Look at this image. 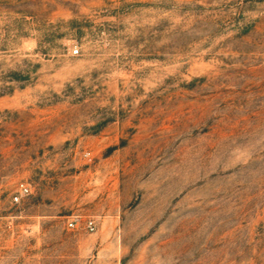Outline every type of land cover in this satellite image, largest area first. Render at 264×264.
Masks as SVG:
<instances>
[{"label":"rangeland","instance_id":"1","mask_svg":"<svg viewBox=\"0 0 264 264\" xmlns=\"http://www.w3.org/2000/svg\"><path fill=\"white\" fill-rule=\"evenodd\" d=\"M0 264H264V0H0Z\"/></svg>","mask_w":264,"mask_h":264},{"label":"built area","instance_id":"2","mask_svg":"<svg viewBox=\"0 0 264 264\" xmlns=\"http://www.w3.org/2000/svg\"><path fill=\"white\" fill-rule=\"evenodd\" d=\"M74 54H79V49H74L73 51ZM30 193V188L27 184L21 183L19 186V192L17 195L14 196V202H20L21 197L24 195H28ZM78 218H74L68 222V227L70 228H75L78 224ZM86 227L90 232H95L97 229V223L95 220H88L86 223Z\"/></svg>","mask_w":264,"mask_h":264}]
</instances>
